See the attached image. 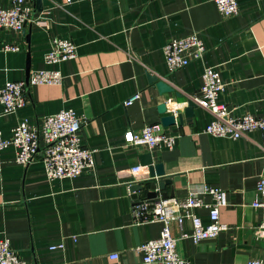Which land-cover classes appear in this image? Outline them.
<instances>
[{
    "label": "crops",
    "instance_id": "1",
    "mask_svg": "<svg viewBox=\"0 0 264 264\" xmlns=\"http://www.w3.org/2000/svg\"><path fill=\"white\" fill-rule=\"evenodd\" d=\"M42 12L28 0L40 23L28 24L26 35L0 30V89L8 82H26L31 73L57 70L63 85L28 86V105L5 114L0 104V132L10 139L21 121L41 126L46 116L73 110L83 121V143L96 151L94 171L75 179L48 181L39 155L30 165L16 163L14 147L0 151V237L8 238L20 259L31 264H143L136 247L160 238L163 225L135 222L130 187L148 178L141 155L152 153L171 185L166 193L186 198L204 187L227 192L228 206L220 221L228 230L216 239L195 244L180 239L191 233L186 220L170 229L186 264H247L264 261V210L255 209L258 180L264 176V132L239 140L205 133L214 120L201 107L192 119L165 127L158 107H179L199 95L205 67H216L226 83L219 103L232 117L264 118V0H238L239 14L223 17L214 0H47ZM8 0H0L7 7ZM31 26V28H30ZM197 34L207 53L171 72L164 47L171 39ZM54 38L77 46V58L47 65ZM20 46L4 53V45ZM156 76L174 89L160 94ZM137 93L139 101L125 102ZM180 95V97H177ZM161 124L177 137L174 149L132 147L129 131ZM40 143L44 138L40 132ZM143 167L132 175L135 167ZM212 202V197L203 195ZM194 213L207 225L206 209ZM56 247V249H52ZM119 259L112 260L113 255Z\"/></svg>",
    "mask_w": 264,
    "mask_h": 264
},
{
    "label": "built area",
    "instance_id": "2",
    "mask_svg": "<svg viewBox=\"0 0 264 264\" xmlns=\"http://www.w3.org/2000/svg\"><path fill=\"white\" fill-rule=\"evenodd\" d=\"M28 0H8L7 7H0V30H13L23 33L27 24L40 23ZM219 13L223 17H233L239 14L238 0H214ZM71 3V0H66ZM4 53H17L20 46L4 45ZM207 49L197 34L183 38L171 39L164 47V57L171 72L179 71L190 64L202 61ZM77 58V46L68 39L54 38L51 50L45 55L47 65H57ZM202 86L199 95L192 97L201 108L210 111L214 120L206 127L205 133L218 138L239 140L247 134L264 132V118L252 115L232 117L225 105L219 103L226 83L216 67H205L202 74ZM65 77L57 70H42L31 73L27 82H8L0 89V104L5 114H14L28 105L26 96L27 84L30 86L63 85ZM141 93H137L125 102L126 106L139 101ZM177 108V107H176ZM176 108L170 109L175 111ZM42 125L21 121L13 130L12 138L4 139L0 132V151L14 147L16 163L22 166L30 165L39 155L45 167L48 181L78 178L87 170L96 168V151L83 143V121L73 110H64L43 118ZM40 132L44 145L40 143ZM177 137L168 136L163 132L161 124L146 125L141 131H129L125 135V143L132 147H147L156 149L166 147L174 149ZM143 167L131 170L137 175ZM203 195L212 197V202L203 200ZM227 192L221 189L204 187L202 190H191L183 199L171 198L155 204L148 202L135 203L132 207L136 223L144 224L158 222L163 225L160 238L146 242L136 251L143 255V264H186L177 252V241L170 229L172 223L180 228L188 220L191 223V233H181L180 239H191L195 244L205 240L216 239L228 230L227 225L220 221V209L228 206ZM255 209L264 210V176L257 183L256 197L253 202ZM206 209L209 212L210 223L205 225L194 213L195 209ZM264 227V223L262 225ZM56 249V247H52ZM112 260L119 259L113 255ZM0 264H31L19 258L8 238L0 237ZM247 264H264L263 260H251Z\"/></svg>",
    "mask_w": 264,
    "mask_h": 264
},
{
    "label": "water",
    "instance_id": "3",
    "mask_svg": "<svg viewBox=\"0 0 264 264\" xmlns=\"http://www.w3.org/2000/svg\"><path fill=\"white\" fill-rule=\"evenodd\" d=\"M53 6L54 5L47 0H35V9L38 12H42L45 7L52 8ZM26 28L27 24L24 27L23 34L26 36L27 40H29V35H26ZM148 80L150 83H156L160 94L174 92V89L171 88L169 84L156 76L149 75ZM26 82L28 83V80ZM27 86L29 85L27 84ZM177 97H180V95H177ZM186 103L183 113L179 112V107H177L175 111H171L168 108L167 103H162L158 107V111L162 115V125L165 127L172 126L175 125L177 121L182 125L185 119H192L194 117L195 109L199 106L192 98H189ZM140 163L142 166L148 168V178L140 182H135L130 187L133 201L137 204L142 202L155 204L162 200L173 198V193L170 195L166 193V186L171 185L172 183L171 178L165 175L162 164L154 162L153 154L146 153L141 155Z\"/></svg>",
    "mask_w": 264,
    "mask_h": 264
}]
</instances>
